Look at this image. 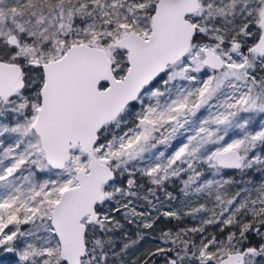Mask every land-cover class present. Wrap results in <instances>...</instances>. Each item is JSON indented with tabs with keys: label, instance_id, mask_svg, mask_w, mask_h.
<instances>
[{
	"label": "snow or ice",
	"instance_id": "1",
	"mask_svg": "<svg viewBox=\"0 0 264 264\" xmlns=\"http://www.w3.org/2000/svg\"><path fill=\"white\" fill-rule=\"evenodd\" d=\"M0 253L264 264V0H0Z\"/></svg>",
	"mask_w": 264,
	"mask_h": 264
},
{
	"label": "trees",
	"instance_id": "2",
	"mask_svg": "<svg viewBox=\"0 0 264 264\" xmlns=\"http://www.w3.org/2000/svg\"><path fill=\"white\" fill-rule=\"evenodd\" d=\"M174 224V222L172 223H166V224H163L162 227H172ZM154 242L152 241H146L145 242V246H149L151 244H153ZM4 260L3 262H6L7 264H12V262L15 260V257L14 256H4L3 259H1L0 261Z\"/></svg>",
	"mask_w": 264,
	"mask_h": 264
},
{
	"label": "rangeland",
	"instance_id": "3",
	"mask_svg": "<svg viewBox=\"0 0 264 264\" xmlns=\"http://www.w3.org/2000/svg\"><path fill=\"white\" fill-rule=\"evenodd\" d=\"M6 256H13L12 254L8 253H0V260L3 259V257ZM4 260L0 261V264H7L6 262H3ZM12 264H15V260L12 262Z\"/></svg>",
	"mask_w": 264,
	"mask_h": 264
}]
</instances>
